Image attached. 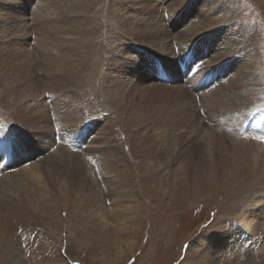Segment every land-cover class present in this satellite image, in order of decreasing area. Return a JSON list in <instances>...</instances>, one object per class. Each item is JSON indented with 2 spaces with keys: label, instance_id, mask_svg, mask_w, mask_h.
I'll return each instance as SVG.
<instances>
[{
  "label": "rangeland",
  "instance_id": "obj_1",
  "mask_svg": "<svg viewBox=\"0 0 264 264\" xmlns=\"http://www.w3.org/2000/svg\"><path fill=\"white\" fill-rule=\"evenodd\" d=\"M82 2L81 9L85 13V16H83L91 18L88 24L93 27L92 30L94 31H91L94 37L90 40V46L88 45L86 54L90 59L89 63L92 64L101 55V45H103V41H105L107 35L106 29L114 18L116 19L117 16H121L122 12L117 10L115 0H83ZM223 2V6L225 7L221 9L216 6L214 7V5L212 7L210 5L209 7L207 0H185V3L183 2L181 6H178L177 11H175L177 17L180 16V12L181 14L189 13L190 16L187 18L190 19L191 23L200 21L199 19H202V16L206 14V19L208 21L211 20L213 22L212 26L214 25L213 28H210L211 24L209 23L210 26L207 27L210 29L200 34V37H203L201 45L197 42L201 48L207 49L209 45L206 52H201L202 60L197 63L192 62L186 75L180 72L184 75L180 81L174 80L176 72L173 73L171 69L167 70V73L171 72V77L174 80L173 83L161 82L153 74V71L146 72L148 78L147 80L144 79V85L147 86L149 84L153 88V91H147L145 97L152 99L148 107L152 110L156 119H167L168 115L161 113L160 106L163 107V111H168L172 108L173 103L169 105L160 103L157 97L159 92L155 87L165 85L171 88L173 85L178 84L181 87L188 80L193 85L191 86L189 84L192 89H189V96L182 102L186 104L183 111L186 116L185 118L194 124V128L189 130L185 123L181 122V118H179V123H176L172 127L171 132L176 130L173 141L180 143V145L175 147L176 151L179 147L185 151L182 153V157H177V160L170 164H164L165 158L160 163H157L156 158H153L156 152L154 149L152 151H146L145 158L143 160L141 159L139 155L141 152H138L139 148L135 147L134 139L128 140L127 137V134H131L137 129L134 126L130 128V125L128 127V124L125 126L126 124L124 122L126 118L124 116H126V112L123 111L126 110L118 109L117 105L110 102V99H106L105 96L107 95L105 94L101 98L100 104L96 106H93L90 101L82 103L81 108H78L80 109L78 117L74 120L66 121V113L73 114L75 112L74 107L67 108L68 106H65L64 97H67V94L62 91L59 93L47 91L44 94L42 92L39 100L42 102L46 97L47 102H43V108L46 110L48 107V110H46L48 117L46 115L44 117L46 121L43 123V118L40 119V125L43 123L46 126L49 123L45 129L43 128L44 125H42V128L39 125L40 127L35 126L34 129H31L25 124H18L16 119L13 118V115H11L12 113L6 114L5 108L3 107L5 104L2 103L4 102L3 97L0 95V110L2 109L0 111L2 113L0 115L2 119L0 120L3 122L7 121L10 135L13 140H16L13 141L16 143L14 144V148H11V158L13 161L16 160V162L9 165L10 167L7 168L8 173L19 172V170L39 163V161L49 155L61 150L79 157L83 162V166L87 168V171L82 172V174H84V178L89 184L90 190L88 189V192L90 193L92 188L93 192L95 190L97 191L94 194L90 193L87 197L84 195L70 197L69 195L67 199L64 198L57 205L50 204L49 201L45 203L44 201L38 203V206L31 208V210H24L20 206L11 209L10 207L9 209L6 207V212H3L4 219L2 222L5 236L0 238V264H187V259L189 254L192 253V248L215 247L224 241H226L227 246L235 247L231 249L232 251L229 247L231 252L228 254L230 256L221 257L219 255L218 264H264V215L261 216L263 218L260 217L259 219L257 217L256 220H254L252 214L250 217H246L243 207L246 201H237L232 205L229 199L234 189L230 190L228 186H222L219 190L214 186L212 188L205 187L201 183L202 179L199 178L203 176L202 174L210 166L211 159L216 158L208 151L209 146L207 143L205 144L202 138L201 140L198 139L199 136L206 132L217 131L218 134H222L230 130V128L231 130L233 128L232 131H228L231 133L235 132L232 134V137H229L231 134L229 136H226L228 134L223 135L229 138L238 137L235 140L246 144L252 140L257 145L260 143L264 145V137H260L258 143V139L255 136L251 138V136L244 134L245 132L242 133L243 131L241 132V130H237L236 133L234 127L241 120L239 111L228 113V118H218L208 121L207 114L204 113V110H195L194 112L192 107L189 108L191 106L190 103H194L195 100L196 105H200L197 109H200L202 100L205 104L211 103L222 91V88H219L218 84H216V80L210 81L209 78L215 72L217 64L227 74L231 72L232 66L230 67L228 60L225 61V59L215 62L216 53L213 48L217 46L221 51L225 52L228 48L229 40H232L230 41L232 51L242 46L240 44L236 47V42L233 41L234 38H230L231 30L234 29V32H238L237 30L240 31V28L248 27L249 30L255 33V41H253V44L260 53L261 62L264 64V0H224ZM34 5L36 4L34 3ZM204 8L206 10L205 14L202 13ZM162 11L163 9L160 10V12ZM159 14L161 15V13ZM129 17H132L134 20L135 13L133 14L131 12ZM163 17L168 23V19L170 18L169 14H164ZM187 18L178 19L180 21L179 26L174 29L175 31L173 33L178 30L188 29L186 25ZM5 23V25L8 24V22ZM90 25H88L89 28ZM165 27H161V29H166ZM229 28L230 30H228ZM173 39L174 37L171 38V40ZM212 40L215 45L214 47L210 46ZM239 41L241 39L238 38L237 42ZM192 42L190 41L187 44L191 45ZM179 43L182 45L180 41ZM135 45L139 48L144 47L139 45L138 42L127 43L124 46L128 47L129 51H125L126 49L120 46L121 50L119 49V51L122 52L121 55H125L128 59L138 60V54L133 49ZM192 46H190L188 51L178 53V57L180 56L187 63L191 59L194 61L192 57ZM236 55L240 56L242 54L235 53L234 56ZM207 66L208 68L210 66V69L213 68L212 74L209 77L206 74H201L203 76H201L200 81L193 84V78L197 75L199 69ZM88 69L99 77V81H101L100 85L110 87V84L105 82V77L108 78L111 72L110 70L104 71L99 67L95 70H92L91 67ZM195 69L196 72L188 77L186 81L185 79L183 80V77H187ZM134 75L133 77H126V82H135L139 75ZM112 76L122 78L118 72H112ZM223 79L227 80V76H223ZM202 81H206L207 84L205 83L202 86ZM131 83H129L130 87L133 86ZM143 96L142 94L135 96V98L140 99ZM139 102L141 101H137L140 106ZM75 104L78 105L77 102ZM47 111H49V114ZM153 115H151L152 119H155ZM69 122L73 123L70 124ZM250 122L252 123V121ZM66 125L71 126L68 127ZM147 125L148 123L145 125L143 123L141 125L142 127H140L142 129L140 133L146 136L150 135L147 143H151L152 145H149L154 148L158 147L162 150L166 148L163 143L156 147L150 142L154 139V132ZM215 127L217 128L216 130ZM28 128L32 131L29 137L23 131L25 129L28 130ZM67 128H70L69 134L67 133ZM104 129L105 131H103ZM205 129L208 130L205 131ZM195 135L196 138L194 141H190L191 143L188 145L186 139ZM25 136L26 139L23 141ZM38 136L43 137L42 143ZM108 137L110 143L114 145L112 154L115 156L113 155V157H109V154H106L105 151L108 149H103L106 145L104 140ZM74 138L77 141L81 139V142L74 141ZM36 139L38 141H35ZM240 139H243V141ZM156 142H160L159 139L156 140L155 138ZM1 143L2 140H0V145ZM70 143L80 146L79 148H73ZM100 144H104L102 145L103 147ZM258 146L261 147L260 145ZM14 150H17V154L20 153L18 157ZM147 152L149 153L148 155ZM207 152L209 153L207 154ZM258 152L256 155L264 163V152L262 153L260 149ZM106 159L108 161L110 159V162L114 164H117L118 160L121 159V161L124 160L122 162L126 165L123 166V163H121V167L117 171V169L107 165ZM140 161L142 164L137 166L136 163ZM170 169H172V172ZM128 177L134 184L133 189L132 187H128L125 193L127 195L121 198L118 195L120 193L118 191H121V185L125 180V184H127V181H129ZM121 178L124 180H121ZM169 183H173L174 185H170L171 188L169 187L166 190V184L169 185ZM92 184L93 187H91ZM118 185L120 186L119 188ZM163 191H166L168 194H162ZM249 192L254 194L253 196L255 197L252 199L254 200V204L250 201L247 205L251 206L248 207L253 209V211L259 210V207L260 209L264 208L261 207L263 204L262 201H264V185H257ZM93 195L96 201L89 199L94 197ZM32 198H26L23 201L26 205H29V202L32 203ZM236 224L239 225L236 226ZM250 224L256 227L258 226L259 229L252 230L253 232H251L249 230L251 227ZM240 226L244 230V238L237 231L240 230ZM245 244L246 246H244ZM239 252L244 254V256H241Z\"/></svg>",
  "mask_w": 264,
  "mask_h": 264
},
{
  "label": "bare ground",
  "instance_id": "obj_2",
  "mask_svg": "<svg viewBox=\"0 0 264 264\" xmlns=\"http://www.w3.org/2000/svg\"><path fill=\"white\" fill-rule=\"evenodd\" d=\"M82 1L83 0H0V95L3 97L4 102L2 103L5 104L3 107L5 108L6 114L12 113L11 115H13V118L16 119L18 124H25L31 129H34L35 126L40 125V119L43 118L44 120L46 110H48V107L46 110L43 108V102H47V98L45 97L42 102L39 100L42 92L44 94L47 91L56 93L62 91L67 94V97H64L65 106H68L67 108L74 107L75 112H73V114L65 112L67 115L65 117L66 121L74 120L78 117L80 114V109L78 108H81V104L85 101H90L93 106H96L100 104L101 98L107 95L105 96L106 99H110V102L117 105L118 109L121 108V110H126L123 111L126 112V116H124L126 120L125 122L123 121L126 125H124L127 126L128 124V127L130 125V128L134 126L137 129H135V132L133 131L134 133L127 134V137L128 140L134 139L135 147L140 149H138V152H141L139 154L141 159L143 160V158H145L146 151H152V149H154L156 152H153V158H156L157 163H160L164 158V164L172 163L177 160V157H182V153L185 151L181 149V147L177 150L178 152L176 151L175 147L180 145V143L173 141L175 138L174 132L176 130L171 132L173 129L172 127H174L176 123H179V118H181V122L185 123L189 130L194 128V124L185 118L186 116L183 111L186 104L182 102L189 96V89L191 88L190 85L192 82L188 80L189 82L187 81L182 84L181 87L179 84L173 85L171 88L165 85H162V87H155L159 92L157 97L160 103L162 102L165 105L173 103L172 108L168 111H163V107L160 106L161 113L168 115L167 119H156L152 110L148 107L152 99L149 98V100L145 97L147 91H153V88L150 87L149 84V86L147 84V86L144 85V79L147 80L148 78L146 72L153 71V74L156 75L155 73H157V71H162V73L164 71L165 75L167 70L171 69L173 73L176 72L174 80L180 81L181 77L184 75L180 73L177 59L180 58V60H182V58L180 56L178 57V53L188 51L190 46L194 44V46H192V57L194 61L192 59L189 60L188 63L186 61L187 67L190 68L192 62L197 63L201 61L203 58L201 57V52H206L209 45L207 49L199 46L198 43L201 45L203 40L200 34L213 28V22L206 19L205 8L202 12L205 15H203L202 19H199L200 21L198 22L191 23L190 19L187 18L190 16L189 13L181 14L180 12V16L177 17L175 11H177L178 6H181L183 2L185 3V0H115L117 10L122 12L121 16H117L116 19L114 18L113 21H111V24L106 29L107 35L105 41H103L104 43L101 45V55L95 62L90 64V59L86 54L88 45L90 46V40L94 37L93 34H91L93 27L88 24L91 18L84 17L85 13L81 9V5H83ZM207 1L209 7L210 5L211 7L214 5V7L216 6L221 9L225 7L223 6L224 0ZM34 3L36 5L33 6ZM161 9H163L162 12H160ZM131 12H133V14L135 13L134 20L132 17H129ZM159 13H161V15ZM164 14H169L170 16L168 23L163 17ZM181 18H187L186 25L188 29L178 30L173 33V31H175L174 29L179 26L180 21L178 19ZM5 22H8L9 25H5ZM88 25H90V28ZM164 26H166V29H161V27L164 28ZM207 26H210V28ZM228 30H230V28ZM237 31L238 32H234L233 29L230 34V38H234L233 41L236 42V47L242 44V46L238 47L235 51H232L230 47V41L232 40H229V45L225 52L215 46L213 40L210 42V46H215L213 48L216 53L214 61L217 62L221 59H225V61L228 60L230 67L232 66L231 72L227 74V72L225 71L224 73L223 68L217 64L215 72L209 78L210 81L216 80V84H218L219 88H222V91L211 103L205 104L202 100L200 109H197L200 105H196L195 100L194 103H190L191 106H189V108L192 107L194 112L195 110H204V113L207 114L208 121L218 118H228V113L239 111L241 120L238 121L234 130L236 129V133L237 130H241V132L243 131L242 133L245 132L244 134L251 136V138L255 136L259 143L260 137L264 136V64L261 62L260 53L253 44V41H255V33L249 30L248 27L240 28V31ZM172 37H174L173 40H171ZM238 38L241 39V41L237 42ZM178 40L184 46H182ZM190 41H193L192 44H187ZM130 42H138L139 45L144 46L142 48L136 47V45L135 47L133 46L136 54H138V60H133L132 58L128 59L125 55H121L122 52L119 51L120 46H123V48L126 49L125 51H129L128 47L124 45ZM115 44L117 45L115 46ZM235 53L242 55L234 56ZM90 67L92 70H95L97 67L104 71L110 70V74L107 71L109 74L108 78L105 77V82H108L110 87L105 86V88L100 85L101 81H99V77L88 69ZM212 69L213 68L210 69V66L209 68L208 66L201 67L197 75L193 78V84L197 81L199 82L201 76L204 74L209 77L213 72ZM112 72H118L121 74L122 78L111 77ZM134 74H138L139 77L133 82L134 84L129 82L133 85L130 87L125 78L133 77L135 76ZM223 76H227V80H224ZM142 94L144 95L142 98H135V96H140ZM204 96L206 97V95ZM139 100L141 101L139 102L140 106L137 103ZM75 102H77L78 105L75 104ZM48 112L49 111H47V113ZM127 113H129L130 116ZM0 115H2V113H0ZM151 115H153L155 119H152ZM0 119H2L1 116ZM45 121L46 119L42 122L44 123ZM250 121H252V123ZM6 122L0 120V140H2L0 155H2V159L7 156L6 154L9 149L11 150V148H14V144H16L13 142L16 140L12 139L9 126ZM43 123L40 125L41 127L39 126L40 128L43 127ZM72 123L73 122L70 124ZM143 123L144 125L148 123L150 129L154 132V139H152L154 141L151 140L150 142L156 147L163 143L166 148L162 150L157 147L158 150L151 146V143H149L151 145L147 143V139L149 140L150 135L146 136L140 133L142 131L140 127H142L141 125ZM46 126L44 125L43 128L45 129ZM66 126L69 127L71 125ZM31 129L29 130L28 128V130H23L27 137L32 133ZM69 129L70 128H67L68 132L66 131L68 134L70 131ZM216 129L215 127V130ZM206 130L208 129H205V131ZM103 131H105V129ZM228 131L222 134H218L217 131H208L198 137L200 140L202 138L205 144L207 143L209 146L208 151L213 157H216L211 159L210 166L207 167L205 173L202 174L203 176L199 177L202 179V182H200L205 187L212 188L214 186L218 190L222 186H228L230 190L234 189V192L229 198L232 205L237 201H246L245 206H243L245 209L244 215L250 217L252 214L254 220H256L257 217L260 219V217L264 215V208L260 209L259 207V210L253 211V209L248 207L251 205L247 204H249L250 201L253 203L254 200L252 199L255 197L253 196L254 194L249 191H252L253 187L257 185H264V163L256 155V153H259V149L262 153L264 152V145H261V143L258 144L262 147L261 148L252 140H249L250 142L247 144L239 142L235 140L238 137L229 138L232 137V134L235 132L231 133ZM40 134L42 135V133ZM223 134H228L226 136L231 134V136L226 137ZM26 136L23 141H25ZM176 136H178V134H176ZM38 138L42 143L43 137L38 136ZM155 138L156 140L159 139L160 142L155 143ZM195 138L196 135L190 136L186 139L187 144L189 145V143H191L190 141H194ZM240 140L243 141V139ZM23 141L22 143H24ZM35 141H38V139ZM104 142L106 145L103 149H108L105 151L106 154H109V157H113L114 145L110 143L109 137L106 138ZM20 152L22 153V151ZM209 152H207V154ZM15 154L18 157L20 153L17 154L16 152ZM148 154L147 152V155ZM122 161L120 159L117 164H114L111 163L109 159V161L107 160V165L119 171L118 169L121 167V163H123V166L126 165ZM136 164L140 166L142 162L140 161ZM6 168L7 167H4L3 169L0 165V238L5 236L2 222L4 219L3 212H6V207L8 209L10 207L11 209L20 206L23 207L24 210H31V208H36L38 203L44 201L45 203L49 201L50 204L53 203L57 205L59 201L64 198L67 199L69 195L70 197L79 195L87 197L90 193L94 194L97 192L96 190L93 192V188L90 193L88 192L90 187L84 178V174H82V172L87 171V168L83 166V162L79 157L61 150L49 155L39 161V163H35L16 173H8V170H5ZM170 171L172 172V169H170ZM121 180L124 179L121 178ZM125 182L121 185V191H118L120 192L118 195L121 198L127 195L125 193L128 187H132L133 189L134 184L130 178L127 184H125ZM93 184L91 187H93ZM170 185L174 184H166V190L169 189ZM119 187L118 185V188ZM163 192L162 194H168L166 191ZM26 198H32L31 201L33 204L29 202V205H26L23 201ZM89 199H91V201H96L95 196ZM97 201H99V199H97ZM262 202L263 204L261 207H264V201ZM238 225L236 224V226ZM250 225L251 227L249 230L251 232L255 229H259L258 226ZM237 231L240 233L239 235H242L244 238L242 226H240V230ZM244 246H246V244ZM229 247L231 250L234 249L235 246H227L226 241H224L215 247L192 248V253L188 256L187 264H218L219 255H221V257L228 256V253L232 251L229 250ZM244 254L240 253L241 256H244Z\"/></svg>",
  "mask_w": 264,
  "mask_h": 264
}]
</instances>
